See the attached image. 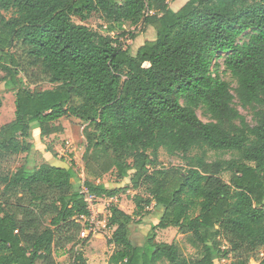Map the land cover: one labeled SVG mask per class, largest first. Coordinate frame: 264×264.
Listing matches in <instances>:
<instances>
[{
  "label": "trees",
  "instance_id": "1",
  "mask_svg": "<svg viewBox=\"0 0 264 264\" xmlns=\"http://www.w3.org/2000/svg\"><path fill=\"white\" fill-rule=\"evenodd\" d=\"M169 1L0 0V66L15 91V117L0 127V264H57L56 251L68 246L73 264H89L76 249L78 217L90 210L73 181L75 165H5L31 152L32 122L48 137L63 133L58 121L70 115L87 123L90 193L117 195L98 182L109 172L148 193L134 196L133 213L110 207L109 264H216L230 255L250 264L258 251L264 264V0H187L177 10ZM96 13L109 32L153 27L156 38L132 52L73 20ZM223 55L241 104L257 107L254 125L218 72ZM21 72L30 83L55 86L32 89ZM199 107L211 121L200 118ZM161 148L181 155L185 169L163 166ZM211 151L232 157L210 160ZM153 202L161 217L137 245L131 224ZM168 227L186 236L191 256L174 241L156 240L155 229Z\"/></svg>",
  "mask_w": 264,
  "mask_h": 264
},
{
  "label": "rangeland",
  "instance_id": "2",
  "mask_svg": "<svg viewBox=\"0 0 264 264\" xmlns=\"http://www.w3.org/2000/svg\"><path fill=\"white\" fill-rule=\"evenodd\" d=\"M186 1L187 0H170L169 5L173 9L177 10L182 5H184ZM73 20L77 23L87 24L91 28L98 30L104 35H110L111 37L118 39L121 43H123L125 48L129 47L132 52H136L138 48L145 43V41L156 38L157 34L153 27L142 29L141 26L135 28L129 24L126 25L125 31L116 30L114 32H109L107 29V22L98 13L93 14L88 20L85 21L81 20V18L78 16H74ZM251 33L252 32L249 31V33L241 36L239 43L248 40ZM132 34H136V37L133 38ZM223 60L224 55L217 58L216 60V62L220 64L218 72L223 79L231 84L233 93L235 94V107L238 108V110L245 116L246 120L250 124L254 125L256 124L255 112L257 107H245L241 104L235 92L237 82L222 64ZM5 74V71L0 66V99L2 100V106L0 107V127L15 117V110L13 108V105H15V91L6 88L5 81L3 80ZM30 75L32 76L31 80L34 82V74L31 72ZM20 76L24 78L25 85L31 87L32 89L41 90L55 86L47 80L41 81L39 83H30V80L25 77L24 72H21ZM182 102L184 103V100H182ZM197 112L200 118L205 122L212 120V118L205 112L204 108L199 107ZM58 123L65 127L63 133L52 134L48 137H40L41 133L39 123L37 121L32 122V137L30 138H32V140L34 139V149L32 148L30 153H22L9 157V160L5 162V165L11 167L12 169H16L22 165H25L28 169H33L44 162L62 164L65 166H71L74 164L77 173L75 182L77 187L82 185L86 178H92L87 174V172L86 175L83 174L82 166L83 162L85 165L83 156L87 146V140L84 136L83 130L87 126V123L73 115L61 118ZM218 157L229 159L232 157V155L230 153H219L216 151L209 152L210 160H214ZM159 159L163 166H182L184 169L186 167L185 160L181 157V155H170L163 148H161L159 151ZM230 175V172H224L222 174L223 178L227 181L230 179ZM100 181L104 183L109 189L118 190L116 195L118 197V201L114 203L111 202L110 205H118L128 213H133L136 209L134 196L137 193L144 196V198L148 197V193L143 189L136 190L132 187L129 177L120 178L117 176L116 172H109L105 174L100 180H98V182ZM108 206L109 205L107 204V207ZM162 211V208L160 206L156 207L155 203L153 202L150 206L146 207V209L142 211L140 216H137L134 219V222L131 224V237L135 244L142 245L145 243L148 234L153 230V225L159 221ZM95 214H97L96 210ZM97 229L103 232L104 238L102 236L98 238L93 237L87 243L89 244L92 241H97L103 243L104 245L109 244L107 240L111 236L114 228L105 229L101 225H98ZM155 231L156 240L169 242L174 241L179 245L180 250L188 256H191L195 252L194 248L188 242L186 236L180 233L177 227H169L167 230L156 228ZM67 253H70V246L56 251L58 264H67V259L60 260V258ZM262 256L263 252L258 251V253L251 258L250 264H259V260L257 258H261ZM159 264L168 263L163 262ZM216 264H235V259L232 255H230L226 258L218 259Z\"/></svg>",
  "mask_w": 264,
  "mask_h": 264
},
{
  "label": "built area",
  "instance_id": "3",
  "mask_svg": "<svg viewBox=\"0 0 264 264\" xmlns=\"http://www.w3.org/2000/svg\"><path fill=\"white\" fill-rule=\"evenodd\" d=\"M81 193L84 195V200L88 204V208L90 210L89 215L82 214L78 217V220L83 224V228L80 232V242L77 244L76 249L82 250L85 245H82L84 241L86 243L91 240V238L97 236L100 233V230L97 229L98 225H101L103 228H107L108 226V218L111 214L110 212V203L117 202L118 197L115 195L113 197L107 196H96L90 193L89 189L85 186L84 182L81 185ZM107 204L109 205L107 207ZM95 210L96 213L95 214ZM102 215V216H101ZM71 259V264H73Z\"/></svg>",
  "mask_w": 264,
  "mask_h": 264
},
{
  "label": "crops",
  "instance_id": "4",
  "mask_svg": "<svg viewBox=\"0 0 264 264\" xmlns=\"http://www.w3.org/2000/svg\"><path fill=\"white\" fill-rule=\"evenodd\" d=\"M4 95H7V94H4ZM14 106L15 105H13V108L15 110ZM31 128H32V124H31ZM40 137H41V135H40ZM29 141L34 143V139L32 140V138H30ZM33 149H34V144H33ZM51 164L59 165V166H65V165L56 164V163H51ZM82 166H83V174L86 175V169H85L84 162H83ZM73 181L76 182V179H73ZM109 228L110 227H107L106 229H109ZM168 228H165L163 230H167ZM100 236H102L104 238V234H103V232H101V230H100V233L97 236H95V238H98ZM166 242H169V241H166ZM114 248H115V246L113 244L104 245L103 243H100L97 241H92L89 244L88 243L85 244V246L83 248V255L89 264H109V258L111 256V254L113 253ZM69 254L67 253L64 256H62L60 258V260L67 259V264H71V257L69 256Z\"/></svg>",
  "mask_w": 264,
  "mask_h": 264
}]
</instances>
